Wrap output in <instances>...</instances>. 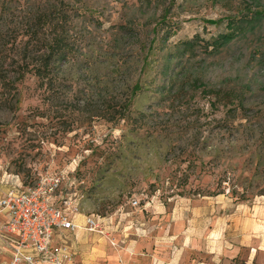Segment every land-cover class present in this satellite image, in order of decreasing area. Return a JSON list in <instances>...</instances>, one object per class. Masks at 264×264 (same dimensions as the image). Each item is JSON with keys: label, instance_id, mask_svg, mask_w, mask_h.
Returning a JSON list of instances; mask_svg holds the SVG:
<instances>
[{"label": "rangeland", "instance_id": "374dc122", "mask_svg": "<svg viewBox=\"0 0 264 264\" xmlns=\"http://www.w3.org/2000/svg\"><path fill=\"white\" fill-rule=\"evenodd\" d=\"M59 17L79 52L43 86L16 82L0 176L61 173L83 214L180 223L185 242L240 247L227 264H264V0H0L15 68Z\"/></svg>", "mask_w": 264, "mask_h": 264}, {"label": "built area", "instance_id": "2783aa9c", "mask_svg": "<svg viewBox=\"0 0 264 264\" xmlns=\"http://www.w3.org/2000/svg\"><path fill=\"white\" fill-rule=\"evenodd\" d=\"M16 181L0 198V215L7 222L0 226L16 236L13 257L9 264H77L73 236L85 222L89 233L110 238L114 218L83 214L80 201L74 195H64L67 175H43L35 186ZM138 200L132 205L140 206ZM112 245H115L111 239Z\"/></svg>", "mask_w": 264, "mask_h": 264}, {"label": "crops", "instance_id": "0c3cea01", "mask_svg": "<svg viewBox=\"0 0 264 264\" xmlns=\"http://www.w3.org/2000/svg\"><path fill=\"white\" fill-rule=\"evenodd\" d=\"M15 181L13 175L0 176V198L6 195ZM211 202L208 201L204 206L208 212L211 207L214 210L216 207L215 200ZM78 221L81 229L72 237L73 247L77 254V264H227L229 258L235 256L240 249L238 246H224L223 243L218 242L199 244L193 238L185 242V239L191 235L190 229H186L180 223L177 226L171 223L167 230L153 231L150 229L144 234L139 225H142L145 220L136 214L130 216L129 219L114 218L115 226L110 234L111 237H107L110 244L107 240H103L101 247L105 254L100 256V253H92L91 250L94 248L92 243L98 241L91 235L96 234L87 231L82 218ZM6 222V216L1 214L0 226ZM132 224L137 226V232L131 230ZM15 238V235L6 230L0 232V264L11 262L16 244ZM111 239L114 240L115 245H112ZM248 240L245 236L239 243L250 247L251 243ZM257 242L260 249H264V239ZM194 254L202 257L203 260L194 259ZM252 257L253 255L250 260Z\"/></svg>", "mask_w": 264, "mask_h": 264}, {"label": "trees", "instance_id": "16d2710c", "mask_svg": "<svg viewBox=\"0 0 264 264\" xmlns=\"http://www.w3.org/2000/svg\"><path fill=\"white\" fill-rule=\"evenodd\" d=\"M40 22V27L47 25L49 32H33L28 41V46L32 43L31 53L25 47L22 60H19L15 68L14 43L12 33L0 36V110L2 106L13 109L12 102L17 98L16 82L26 78L27 75L35 76L40 85L43 86L55 76V63L71 59L79 52L76 38L70 37L65 28L66 19L57 18ZM47 31V30H45ZM233 36L222 35L224 42H229ZM15 91V92H14ZM219 91H216L218 95ZM233 93L228 94L229 99L233 98ZM124 118V117H122ZM18 176V175H16ZM20 178V176H18ZM21 179V178H20ZM23 181V179H22ZM24 183V181H23ZM25 186L26 183H24Z\"/></svg>", "mask_w": 264, "mask_h": 264}]
</instances>
